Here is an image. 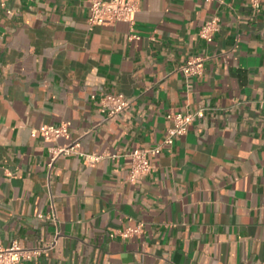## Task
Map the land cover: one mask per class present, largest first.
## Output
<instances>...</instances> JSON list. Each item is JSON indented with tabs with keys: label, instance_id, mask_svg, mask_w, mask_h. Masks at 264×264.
<instances>
[{
	"label": "crops",
	"instance_id": "crops-1",
	"mask_svg": "<svg viewBox=\"0 0 264 264\" xmlns=\"http://www.w3.org/2000/svg\"><path fill=\"white\" fill-rule=\"evenodd\" d=\"M88 16V0H0V247L38 251L25 264H264V0H138L131 28ZM193 57L203 70L186 78ZM104 94L127 107L107 118ZM198 110L130 183L124 155ZM63 123L68 140L30 135ZM74 141L103 159L49 167Z\"/></svg>",
	"mask_w": 264,
	"mask_h": 264
},
{
	"label": "built area",
	"instance_id": "built-area-1",
	"mask_svg": "<svg viewBox=\"0 0 264 264\" xmlns=\"http://www.w3.org/2000/svg\"><path fill=\"white\" fill-rule=\"evenodd\" d=\"M210 1V0H205ZM254 8L258 11V3L254 1ZM138 11V0H88L87 24L89 30L96 26L113 25L119 22L127 23L130 28L134 25L135 15ZM219 19L212 17L206 21L200 28L198 35L200 39L206 43L213 40L215 33L218 31ZM129 39H138L134 34L129 35ZM206 58L193 57L186 61L181 66L180 70L186 77L199 76L202 73L204 61ZM95 99V95L90 96ZM100 112L105 114L107 118H112L127 107L128 102L124 99L123 95H109L104 94L99 98ZM203 110H198L194 113H175L168 114L166 117L171 125L167 129L166 136L161 143L151 148L134 149L127 152L124 156L128 158L130 169L128 173V181L134 183L139 177L149 174L153 166L150 162V157L158 156L161 152H169L177 137L186 134L189 126L195 119L202 118ZM32 137L39 136L43 141L55 144L58 140H68L69 132L66 124L58 126L42 125L30 132ZM51 159L49 167L60 156L77 155L82 157L85 164L94 165L103 159L102 155L97 154H84L79 151V143L74 141L70 144L56 146L53 145L49 148ZM113 158L119 157L117 154L112 155ZM41 217V216H39ZM48 220L56 222L55 215L47 217ZM137 229L128 230L120 233V236L127 237L136 234ZM56 244V240L49 243L47 250H51ZM38 251L26 250L20 247L16 242H13L6 248L0 247V264H25V261H31Z\"/></svg>",
	"mask_w": 264,
	"mask_h": 264
}]
</instances>
